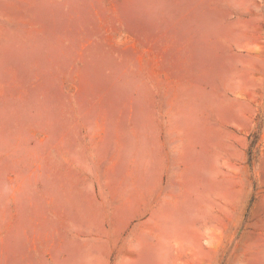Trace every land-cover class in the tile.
Segmentation results:
<instances>
[{
    "label": "rangeland",
    "instance_id": "obj_1",
    "mask_svg": "<svg viewBox=\"0 0 264 264\" xmlns=\"http://www.w3.org/2000/svg\"><path fill=\"white\" fill-rule=\"evenodd\" d=\"M0 264H264V0H0Z\"/></svg>",
    "mask_w": 264,
    "mask_h": 264
}]
</instances>
